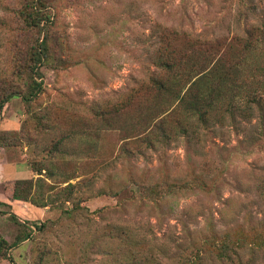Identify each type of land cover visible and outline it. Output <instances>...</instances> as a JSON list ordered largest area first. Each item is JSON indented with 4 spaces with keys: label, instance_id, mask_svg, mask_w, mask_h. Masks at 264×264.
<instances>
[{
    "label": "rangeland",
    "instance_id": "374dc122",
    "mask_svg": "<svg viewBox=\"0 0 264 264\" xmlns=\"http://www.w3.org/2000/svg\"><path fill=\"white\" fill-rule=\"evenodd\" d=\"M263 24L264 0H0V264H212L227 238L214 264H264ZM177 77L205 124L154 84Z\"/></svg>",
    "mask_w": 264,
    "mask_h": 264
},
{
    "label": "trees",
    "instance_id": "16d2710c",
    "mask_svg": "<svg viewBox=\"0 0 264 264\" xmlns=\"http://www.w3.org/2000/svg\"><path fill=\"white\" fill-rule=\"evenodd\" d=\"M255 33H259V35L261 37L257 36ZM240 39H243V41H244V49L245 50H247V49L253 50L257 44L260 46L261 45L264 46V24L260 28H256L254 31L248 32L246 38H240ZM32 55L34 57L38 54L35 52H32ZM230 67H231V69L226 68V65L224 64L223 60L220 59L214 63L210 72L216 73L219 77V80H226V79L228 80V79H230L232 72H235V74H237L239 71L238 68L233 69L232 66H230ZM165 68H166L165 71L167 72V74H172L174 72V70L172 69V66H168ZM177 79H179V78L178 77L172 78L169 82L157 81L154 84L157 86L159 92L170 90V91H172V94L176 93L175 99H176L177 105L175 108L182 107V111H184V110L189 111L190 113H192L193 115H195L197 117V120L199 123L205 124L206 118H209L210 113L208 110L201 108L199 105L200 102L203 104V100L201 97L202 95L198 89V86H200V82L197 83L196 80L193 82L191 81L186 86L183 84L182 80H180V79L177 80ZM40 87H41L40 83L37 82L36 79H34L32 81L31 86H30L31 94L28 96V98L22 97L23 101L25 103H28L30 101V97H32L33 95H36L37 92L39 91ZM184 88H186V90L181 92ZM13 96H19V95H17L16 92L5 95L4 100L0 103V109L3 105V103L7 102ZM262 101L264 103V98L262 99ZM208 105H211V104H208ZM262 111L264 113V109ZM262 111H261V116H263ZM246 115H248V114H246ZM263 124H264V122H263ZM197 126H199V125H197ZM154 128H155V130L157 128L158 130L161 131L160 136L162 138L167 137V135H165L164 130H163V121L156 122L154 124V127L152 126V130ZM195 128L196 127H192V128L186 127L185 129L180 128L182 130L179 131V133H185V134H192L193 133V135H195V137H196L198 132H197V130H195ZM138 142H141V140H138ZM169 186H170L171 190L175 189V187H176L174 184H170ZM181 186H182V184H180L179 186L177 185L176 189L181 188ZM71 187H73V186L71 184H68L66 186L65 190L69 189ZM32 188H33V186L30 182H22V181L17 182L15 184L13 190H12V196L15 200L29 201L35 205H37V203L39 205V202L35 198H33V196L31 195ZM35 188H37L36 185H35ZM147 190H148L149 194H152V193H155L157 191V188H156V186L155 187L149 186ZM167 191H168V189H167ZM255 191L257 192L259 197L264 200V175L262 177H260L255 182ZM43 228H44V225L39 226L37 229L42 231ZM26 237H28V234L26 235ZM156 239L157 238L154 237L152 240H156ZM228 239H230V238H227V241L220 243L219 247L217 249V252H214L213 257H210L212 264H214L215 261H222L225 259L230 260L232 255H236V250L240 247V244L237 241L231 242V239L230 240H228ZM2 245H1V247H3ZM236 245H238V246H236ZM254 246H257L256 248L263 249L264 248V240L257 242ZM156 260L159 262L158 259H156ZM10 261L12 264H14L12 259H10ZM187 263H189V264H204V258L202 259L201 257H198V258L194 257V259L191 261H190V259L189 260L187 259V261H185L184 264H187Z\"/></svg>",
    "mask_w": 264,
    "mask_h": 264
}]
</instances>
